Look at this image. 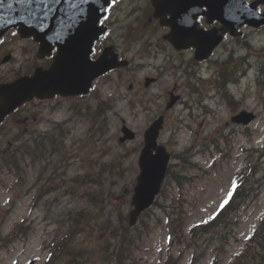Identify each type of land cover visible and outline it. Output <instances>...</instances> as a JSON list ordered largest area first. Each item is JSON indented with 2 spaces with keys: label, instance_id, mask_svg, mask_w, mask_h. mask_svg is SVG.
<instances>
[{
  "label": "rangeland",
  "instance_id": "obj_1",
  "mask_svg": "<svg viewBox=\"0 0 264 264\" xmlns=\"http://www.w3.org/2000/svg\"><path fill=\"white\" fill-rule=\"evenodd\" d=\"M145 21L146 17L125 16L123 10L114 19L110 40L125 49L123 55L133 60L131 68L101 79L89 98L36 102L31 112L21 113L18 122L29 120L30 125L24 140L36 128L48 130L61 121H74L75 128L65 140L64 156L45 160L46 169L40 159L23 160L21 169L0 168V238L14 236L0 245V264H118L112 254L119 251L122 241L112 237V230L133 208L144 131L161 114L165 123L159 142L172 154L170 174L184 177L181 183L167 177L158 197L160 204L140 216L137 225L142 229L136 226L128 234L136 237L128 263L170 264L168 231L172 225V252L179 264H190L194 257H198L194 264H211L214 257L217 264H248V237L264 217V30L253 36L252 67L247 73L241 44L230 39L219 49L228 54L223 49L234 48L238 54L223 56L218 63L224 76L217 83L219 91L200 80L214 76L204 68L197 75L194 67L174 74L164 55L172 50L162 53L157 48L163 46L158 34L164 29L148 27ZM146 37L152 40L151 49L160 54L151 49L139 53ZM128 42L134 45L132 49ZM212 60L218 61L219 56ZM147 76L157 78L150 87L144 85ZM172 90L183 101L168 110ZM100 104L114 106L104 121L96 120ZM245 111L256 115L252 122L239 125L231 120ZM94 120L98 128H93ZM123 124L136 131L135 140L119 142ZM242 173L255 195L232 209V232H221L226 235L223 242L204 233L202 227L191 235L189 228L215 214ZM87 191L99 194V204L89 202L84 196ZM20 224L29 226L23 235L16 231ZM70 227L74 232L70 246L45 262L53 240L60 243ZM252 246L256 248L254 263L264 264V248L257 240Z\"/></svg>",
  "mask_w": 264,
  "mask_h": 264
},
{
  "label": "water",
  "instance_id": "obj_2",
  "mask_svg": "<svg viewBox=\"0 0 264 264\" xmlns=\"http://www.w3.org/2000/svg\"><path fill=\"white\" fill-rule=\"evenodd\" d=\"M109 0H77L76 5L73 8L74 12H79L80 17L77 19V14H74L71 19L67 14L64 17V22L69 25L68 33L65 40L64 47L68 49L78 46L83 42L81 32H87L89 35V43H93L96 38H99L104 29L98 27L97 23L104 15L105 5ZM229 0H207V3H213L212 7L217 9V14H222L223 20L226 18L224 12L226 8L229 9L232 4L228 3ZM87 4V5H86ZM240 12L245 15H241V21L239 24H234L232 17H229V27L236 28L241 26L245 22H249L255 26L264 24V15H259L254 6H251L248 10L240 7ZM62 18V15L57 13V0H0V20L3 23L8 21H14L21 25V31L24 34L32 32L33 29L38 26L46 25L49 28H54L55 25L50 21L53 19ZM79 20V22H78ZM79 23V24H78ZM77 25V27H75ZM95 25V26H94ZM93 26L95 30H93ZM47 30V33L51 31ZM221 39V34L216 40L215 44ZM210 42V38L208 43ZM198 47V57L202 56L201 41L195 42ZM206 49V46L203 47ZM206 51V50H205ZM114 59H108L106 54H103L97 61L91 62L89 65L81 61L79 63V71L74 72L75 78L73 80L72 72L68 69L61 73L58 59L54 63L52 69L44 74L38 75L34 78H21L15 83L4 85L0 87V122L4 117L13 111V109L26 100L33 97L35 94L44 96L46 95V89H50V92H62L69 94L86 93L93 81V79L111 69L112 67L119 65ZM44 78H47L43 81ZM253 116L249 115L246 121H249ZM237 119V118H235ZM163 118H160L146 131L145 139L146 145L142 150L140 156L141 174L138 178L139 182L135 188V195L133 197V204L135 208L131 213V223L133 224L137 216L142 210L150 206L156 194L161 188V183L166 173L167 165L169 162V154L165 147L158 145L157 138L159 130L162 127ZM125 136L121 138V141L126 139H132L135 137V133L127 127L123 128ZM154 150L157 152L155 153Z\"/></svg>",
  "mask_w": 264,
  "mask_h": 264
},
{
  "label": "flooded vegetation",
  "instance_id": "obj_3",
  "mask_svg": "<svg viewBox=\"0 0 264 264\" xmlns=\"http://www.w3.org/2000/svg\"><path fill=\"white\" fill-rule=\"evenodd\" d=\"M246 3L256 2L258 4V8L261 12H264V0H243ZM120 10L126 11L127 15H131L133 13L138 14L139 18L146 17V22L150 25L159 26L160 20L154 18V10L152 6V0H116L113 2L111 6V10L107 15V21L111 26V29H114L115 22L113 19L116 17V13ZM125 14V15H126ZM198 26L204 29H209L213 27L220 26L218 22L209 23L206 15H200L197 18ZM263 28L256 29L249 25H245L240 31H238L237 36L232 37V40L236 42L247 43L248 40L251 39L252 33H256ZM236 40V41H235ZM115 42V41H113ZM119 46L120 53L125 54L126 51L124 48L120 46V44H116ZM40 43L34 40V38H22L17 30H13L8 32L3 39L0 40V82L8 81L10 79L15 78L17 75H31L35 72L38 66H42L44 68H48L53 60L54 54H58V50H52L50 55H45L42 58H39L38 54L40 53ZM176 54H165L170 58L182 56L185 59L189 57L186 54H180V52L174 50ZM192 51V49H190ZM218 49L215 51L217 52ZM215 52L213 55H215ZM221 58L223 56H238V54H219ZM250 56L251 51L248 54L243 56V64L245 67L250 64ZM233 62V60H232ZM187 65H190V61L186 62ZM242 64V66H243ZM39 102L34 100L28 104H25L23 109L30 112L34 106L33 104Z\"/></svg>",
  "mask_w": 264,
  "mask_h": 264
},
{
  "label": "trees",
  "instance_id": "obj_4",
  "mask_svg": "<svg viewBox=\"0 0 264 264\" xmlns=\"http://www.w3.org/2000/svg\"><path fill=\"white\" fill-rule=\"evenodd\" d=\"M110 108H111V106L102 105V104L98 105L96 107V117H99L101 114H106ZM96 120H98V118H96ZM94 124H96V121H94ZM31 146L36 147L35 152L36 151L37 152L34 154L35 159L36 158L41 159V158H44L46 156L54 157L53 155L44 153V151L42 149L41 141L35 142V143H27V145L25 144L23 146V149H20V151H23V153H24L23 155H26V153H28L29 151H30V153H32L34 149H31ZM12 157L16 159L13 162L16 165H18L20 163V158H19L18 154L14 155V156L11 154H9L6 157L4 156L3 161L5 162V161L11 159ZM7 162H9V161H7ZM174 177H175L176 181H180L178 176L177 177L174 176ZM86 195H88L89 200L91 202H94L95 205L99 204L98 203L99 202L98 201V199H99L98 195H93L91 192H87ZM254 195H255V192H254L253 185H251V184L249 185L248 181L239 184L237 186V188L233 191V193L229 196V198L226 200L227 202L223 204L222 208L217 213L215 218L212 219L211 221H209L207 225L201 226L202 229L204 230V233H210V232H212L213 229H216L218 227H221L223 230L229 229V231H230L233 228L232 219L229 217V215L232 213V209L234 208V206L236 204H237V208H239L242 204H244L246 202V200L252 199L254 197ZM120 219H121V225L113 228L112 237H114L116 239L117 235L119 234L118 230L121 229L120 234H122L123 240L121 238V241H122L121 247L117 253L112 254V257H113V255H115L117 257L118 264H129L128 263V261H130L129 251L131 250V247L134 245L136 237H133L131 239L130 235H128V234L130 232H132L133 230L128 226L127 223H125L126 221L122 217H120ZM72 221L74 222V219H72ZM73 233L74 232L71 230V227H70V232L66 236L63 237V239L61 240L60 243H57V239L53 240V242H52L53 249L50 250L51 255H50V259L48 260V262L52 259L53 255H57V254L62 253V252L67 250V248L70 246L69 240L71 239ZM253 233H254L253 236L257 237V241L259 242L260 246L262 248H264V219L261 221L259 229L253 231ZM223 238L224 237H222V239ZM9 239H10L9 237L0 238V245H1V243L2 244L5 243ZM0 249H1V246H0ZM255 250H256V248L252 247L251 242H250L249 243L248 264H255L254 258L252 257V255L255 253ZM105 258L109 259V256H106ZM176 262H177V260H175L173 258L170 260V264H175ZM213 264H216V262H214Z\"/></svg>",
  "mask_w": 264,
  "mask_h": 264
},
{
  "label": "bare ground",
  "instance_id": "obj_5",
  "mask_svg": "<svg viewBox=\"0 0 264 264\" xmlns=\"http://www.w3.org/2000/svg\"><path fill=\"white\" fill-rule=\"evenodd\" d=\"M78 22H79V20H78ZM79 24V23H78Z\"/></svg>",
  "mask_w": 264,
  "mask_h": 264
},
{
  "label": "snow or ice",
  "instance_id": "obj_6",
  "mask_svg": "<svg viewBox=\"0 0 264 264\" xmlns=\"http://www.w3.org/2000/svg\"><path fill=\"white\" fill-rule=\"evenodd\" d=\"M226 202H227V201H226ZM226 202H225V203H226Z\"/></svg>",
  "mask_w": 264,
  "mask_h": 264
}]
</instances>
